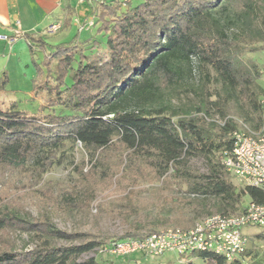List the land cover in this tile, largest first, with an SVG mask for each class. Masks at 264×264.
Masks as SVG:
<instances>
[{"label": "trees", "instance_id": "16d2710c", "mask_svg": "<svg viewBox=\"0 0 264 264\" xmlns=\"http://www.w3.org/2000/svg\"><path fill=\"white\" fill-rule=\"evenodd\" d=\"M92 10L98 32L106 35L110 53L106 63L98 56L85 55L78 33L68 43L53 46L42 37L23 35L31 49L38 47L44 53L42 64L48 74L34 89L47 94L50 111L38 117L0 110V171L37 175L55 163L57 150L69 141L79 143L101 172L112 153L117 157L115 168L122 175L129 173L132 183L139 179L160 183L166 204L158 206L152 218L135 223L133 233L70 247H55L51 240L74 241L84 235L62 232L45 219L27 221L4 205L0 234L12 229L30 231L38 245L21 253L0 246V264H68L112 241L143 239L170 225L189 229L198 216L211 214L209 200L216 214L225 215L244 209L242 197L264 204L259 189L238 188L222 172V158L233 147L232 132L237 126L219 102H241L248 120L258 113L257 95L251 88L263 67L243 55L264 50V0H97ZM247 37L260 38L263 44L248 45ZM199 69L219 87L218 100L212 105L220 117L203 107L195 109L196 115L164 103L173 88L182 86ZM69 71L71 84L66 86ZM258 117L260 128L263 118ZM191 154L205 160L208 175L199 177L187 169L185 157ZM104 169L106 176H113L110 167ZM174 191L185 196L174 197ZM63 197L67 202L73 194L66 192ZM115 204L118 211L140 212L135 203ZM252 253L247 245L245 257ZM194 257L204 264H241L239 259L226 262L213 254ZM82 264L113 263L87 258Z\"/></svg>", "mask_w": 264, "mask_h": 264}, {"label": "rangeland", "instance_id": "374dc122", "mask_svg": "<svg viewBox=\"0 0 264 264\" xmlns=\"http://www.w3.org/2000/svg\"><path fill=\"white\" fill-rule=\"evenodd\" d=\"M141 1L138 0V2ZM98 26L99 23H95L84 34L78 31V42L85 44V55L89 58L98 56L103 63H106L110 53L105 45L106 35L98 32ZM261 30L263 31L264 28ZM75 34L76 30L70 26L56 33L46 32L43 40L49 46H53L63 42L68 43ZM247 39L248 45L263 44L260 38L247 37ZM243 56L253 59L259 67H263L260 79L251 88L257 95L258 113L252 115V120H248L245 117L247 109L241 102L236 100L229 102L220 100L219 102L225 116L232 119L239 130H242L238 124L241 119H245L250 127L258 130L261 128H259L261 121L258 116L263 118L261 103L264 102V50L246 52ZM43 57V51L38 47L31 49L28 40L24 37L16 39L11 48L0 41V110L17 111L38 117L49 113L50 110L46 107L47 94L41 89H34V84H39L48 74L46 67L42 64ZM53 66L52 64V69ZM40 69L41 73H39ZM71 73L69 71L64 80L66 86L71 84ZM219 92V87L213 79L205 76L204 69H199L187 77L182 86L173 88L166 95L164 103L175 110H190L196 115L198 114L195 109L203 107L210 115L220 117L221 113L212 105L218 100ZM184 162L187 169L196 176H205L209 173L205 160L199 155L191 154L185 157ZM94 165L96 164L89 161L87 152L79 143L66 141L65 145L57 150L55 163L52 166H46L37 175H32L31 171L22 170L20 173L11 172L12 174L8 170L4 175L0 171V209L4 205H9V208L22 219L49 220L55 229L65 233L84 235L74 241L58 238L51 240V244L55 247H70L80 245L86 240L104 242L107 239H117L133 233L132 226L135 223L152 218L158 206L162 207L166 204L162 203L164 200L160 183L141 179L132 183L133 178L129 173L122 175V171L119 172L115 168L117 157L115 158L114 154L109 153L103 164L112 169L113 176L104 174L105 167L101 172V166L94 168ZM222 172L236 187L245 186L223 168ZM174 190L177 189L174 188ZM66 192L73 194L72 200L67 202L63 197ZM173 196L184 197L185 195L180 191H174ZM249 201L248 197L241 198L243 205ZM63 203L75 204L66 206ZM115 203H135L139 206L137 209L140 212H133L132 209L118 211L114 209L117 205ZM213 207V200H209L207 210L211 212L210 215L216 214ZM142 209L144 211L141 212ZM206 215L204 213L198 216L194 224ZM166 228L180 227L170 225L160 230ZM242 231L248 237V248H252L253 253L251 257L242 255L239 258L240 263L264 264V228L248 227ZM3 245L21 253L35 248L38 241L30 231L12 229L3 235L0 234V246ZM194 255L178 257L175 254H164L151 259L141 254L116 257L105 252L93 251L72 259L68 264H82L87 258H95L99 263L113 264H204L202 259Z\"/></svg>", "mask_w": 264, "mask_h": 264}, {"label": "built area", "instance_id": "2783aa9c", "mask_svg": "<svg viewBox=\"0 0 264 264\" xmlns=\"http://www.w3.org/2000/svg\"><path fill=\"white\" fill-rule=\"evenodd\" d=\"M97 0H77L79 5L90 6V15L84 22L76 20L79 32L91 29L95 24L92 6ZM61 23H54L46 32L56 33ZM21 37L20 33L16 34ZM11 44L14 39L3 37ZM263 123L254 131L242 120V130L232 132L233 147L224 153L222 165L245 186L259 189L264 194V102H262ZM207 121H211L207 119ZM217 124H223L213 119ZM264 228V204L252 201L236 214H212L198 220L191 228H166L152 233L143 239L129 238L113 241L107 246H100L95 251L105 252L116 257H127L141 254L156 259L164 254H175L178 257L199 253L220 256L226 262L239 259L245 253L248 237L244 228Z\"/></svg>", "mask_w": 264, "mask_h": 264}, {"label": "crops", "instance_id": "0c3cea01", "mask_svg": "<svg viewBox=\"0 0 264 264\" xmlns=\"http://www.w3.org/2000/svg\"><path fill=\"white\" fill-rule=\"evenodd\" d=\"M90 9V6L79 5L77 0H0V41L11 48L24 34L44 38L46 30L54 23H61L59 31L71 26L78 33L75 21L84 22ZM17 33L21 37L17 38ZM3 37L14 41L8 44Z\"/></svg>", "mask_w": 264, "mask_h": 264}]
</instances>
